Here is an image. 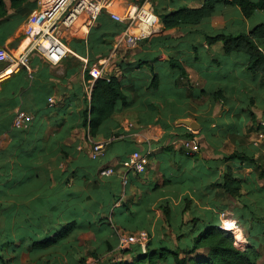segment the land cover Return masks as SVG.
I'll use <instances>...</instances> for the list:
<instances>
[{"label": "crops", "instance_id": "obj_1", "mask_svg": "<svg viewBox=\"0 0 264 264\" xmlns=\"http://www.w3.org/2000/svg\"><path fill=\"white\" fill-rule=\"evenodd\" d=\"M97 1L104 2L105 8L95 21H89L82 13L72 25L61 26L58 36L68 51L59 64H50L42 56L32 53L28 68L23 67L27 71L26 78L18 75L22 66H7L1 74L0 82L15 75L12 81L15 87L9 88L14 92L10 108L0 107V177L6 179L0 180V203H10L27 217L28 207L33 206L36 198L43 194L50 201V210L61 206L71 198L68 187L72 182L52 193L54 176H62L58 172L64 171L73 161H77L74 166L80 165L82 155L90 159L91 141L104 140L108 146L112 145V151H107L106 147L102 166H113V175L117 178L124 175L121 162L131 151H151L145 172L128 176L126 186L120 188V199L121 203L129 205L142 194L155 199L151 206L154 211L151 234L155 236L153 230L159 229L160 236L164 237L169 230H166L163 214L157 209L158 202L169 200L173 208H179L186 197L193 205L208 207L203 202L210 199V191L222 180L227 169H231L238 178L256 172L238 160L222 159L234 152L251 153L264 166V127L260 125V120L264 119V87L260 85V75L247 69L248 57L245 54L226 55L222 42H207V37L219 33H249L264 23V9L256 10L247 18L238 6L218 2L215 12L199 24L165 28L162 16L182 7L198 8L206 0ZM43 2L45 0H33V10L43 8ZM147 3L157 14L159 24L136 47H128L120 37L126 24L114 22L109 13L123 15L129 6L140 7ZM24 20L9 29L5 36L0 34L1 46L10 52L27 42L20 33ZM95 27L98 35L108 43L105 55H96L97 58L89 52L87 44L88 35ZM132 32H138L137 26L132 27ZM104 59L108 61L105 65L107 72L123 82L122 89L128 104L111 116L98 137L91 138L80 124L84 100L89 98L84 84L91 78L90 69ZM77 63L81 67L75 70L73 67ZM155 75L157 83L153 87L151 81ZM24 82L26 85L23 86ZM41 86L42 89L39 88ZM9 91L8 96H11ZM46 96L52 97L54 103L45 104ZM41 105L66 107L70 114L58 124H52L48 116H43L34 139L19 143L22 140L20 129L12 126L14 114L18 110L23 111L29 118V124ZM10 113L13 117L8 116ZM62 126L67 132L64 137L59 132ZM183 134H190L199 144V151L193 157L188 158L182 152L180 141ZM22 145L27 150L24 151ZM62 147H71L77 154L65 159ZM29 148L34 151L31 156L25 153ZM167 178L176 182L182 180V183L162 186L163 179ZM62 180L63 177L56 183ZM72 186L89 193L88 204L100 203L103 198L92 189L90 182L84 181L81 187ZM155 187L158 188L153 190ZM223 203L227 208L220 216V225L229 221L236 224V199H224ZM51 220L45 216L41 223L45 225ZM109 220L112 222V218ZM236 226L235 238L243 248L248 242L240 226ZM119 231L123 230L115 231L116 238ZM94 238V232L87 229L78 235V244L84 246ZM27 257L25 253L21 254L20 263L28 264ZM90 260L97 264L91 257L86 258L85 264H91Z\"/></svg>", "mask_w": 264, "mask_h": 264}, {"label": "trees", "instance_id": "obj_2", "mask_svg": "<svg viewBox=\"0 0 264 264\" xmlns=\"http://www.w3.org/2000/svg\"><path fill=\"white\" fill-rule=\"evenodd\" d=\"M7 1L8 4L6 0H0V34L3 36L9 29L12 30L23 21L34 8L33 0ZM218 2L238 6L247 18L256 10L264 9V0H206L198 8L182 7L162 16V23L165 28L199 24L215 12V5ZM24 10L27 13L24 14ZM216 41L222 42L226 55L245 54L248 57L247 69L260 75V85L264 87V23L255 26L249 33L236 35L219 33L207 37L208 43ZM78 43L82 44L80 41ZM87 44L89 52L94 57L105 55L108 43L98 35L96 27L91 29ZM173 65L179 68L177 64ZM80 67L81 65L77 63L73 69L77 70ZM26 74L25 68L19 69L18 75L26 78ZM14 76L0 82V107L10 108L14 92H10L9 88L15 87L12 85ZM85 77L88 79L89 75L86 73ZM156 83L155 75L151 86L154 87ZM122 87L123 82L114 75H110L108 80L98 78L93 82L89 98L84 100L85 105L80 115L81 129L91 138L98 137L111 116L127 106V95ZM39 88L42 89V86ZM8 91L11 96H8ZM69 114L66 107L60 109L42 106L26 129L18 131L20 139L22 138L19 143L24 144L34 139L36 131L42 125L43 116H48L52 124H58ZM8 116H11V113ZM59 132L61 137L67 134L64 126ZM182 137L193 139L190 134H183ZM111 146L109 144L107 151H112ZM23 150H27V147L23 146ZM61 150L65 159L73 158L77 154L71 147L70 149L62 147ZM182 152L188 158L197 153L187 155L183 150ZM25 153L31 156L34 153L33 148H29ZM80 157L82 158L80 165L74 166L77 161H73L67 164L64 171L58 172L62 176H54L52 193L63 189L70 182L81 187L86 181L90 182L92 189L103 197L101 202L88 204L89 193L76 190L71 185L68 187L71 196L68 201L50 210L48 207L50 201H47L44 194L40 195L36 198L35 204L28 207V217L16 211L10 203L4 205L0 203L2 236L0 264H21L20 256L24 253L28 256L26 261L28 264H85L87 254L93 257L97 264H264V166L257 162L253 154L239 151L222 157L225 161L238 160L250 165L256 172L248 177L238 178L231 169H227L222 175V180L210 191V199L203 202L208 207L193 205L186 197L182 199L179 208H173L169 200L158 202L157 209L163 214L166 230H169L164 237L160 236L159 229H156L155 236L151 234L150 225L154 218L151 206L155 199L149 194H142L130 205L121 203L120 188L127 183L124 184L122 178L115 175L99 176V171L105 167L102 166L103 157L98 159L91 157L87 159L85 155ZM130 174L131 172L127 174V181ZM62 177V182L56 183V180ZM1 179L3 178L0 177ZM5 180L4 178L3 181ZM175 182L176 180L163 179L162 186ZM176 183H182V180ZM224 199L237 201V207L234 209L236 224L240 226L248 242L243 248L235 244L234 239H237L235 237L233 239L232 232L220 229V216L227 208L223 203ZM119 201L120 204L117 205ZM45 216L52 220L42 225L41 219ZM109 218H112V222ZM13 219L16 221L12 222ZM87 229L94 232L95 238L84 246L79 245L78 235ZM117 229L127 232L146 230L150 240L145 250L143 251L137 244L125 250H117L115 234Z\"/></svg>", "mask_w": 264, "mask_h": 264}, {"label": "built area", "instance_id": "obj_3", "mask_svg": "<svg viewBox=\"0 0 264 264\" xmlns=\"http://www.w3.org/2000/svg\"><path fill=\"white\" fill-rule=\"evenodd\" d=\"M44 3V2H43ZM43 8H37L30 12L21 25L20 33L27 40L22 46L20 52L14 55L8 49L0 46V62L7 63L10 66L28 68L29 57L32 53L42 56L50 64H59L67 55L68 49L59 39L58 33L62 25L70 26L82 13L86 14L89 21L93 22L102 13L104 2L97 0H45ZM109 17L116 23L126 24L121 34V40L128 47H136L139 41L149 34L159 24V18L154 12L151 5L143 4L140 7L129 6L123 15L109 13ZM137 26L138 32L133 33L132 27ZM107 60L104 59L96 67L90 69V80L84 84L87 95L90 94L93 82L98 78L108 80L111 73L107 72L105 65ZM49 104L54 103L52 97L47 98ZM29 118L27 115L18 110L14 114L12 126L18 129L26 128ZM260 125L264 127V119L260 120ZM180 145L185 154H193L199 151V144L194 139L183 138ZM108 142L104 140L91 141L90 157L98 159L105 155ZM151 151L140 152L133 150L121 162L125 169L122 176V182L127 183V174L129 172L142 174L145 172L149 162ZM115 173L113 166H105L99 171V176H110ZM233 223V222H232ZM220 229L230 231L233 238L238 228L236 224H232L231 228H227L225 222L220 225ZM149 234L145 230H137L134 232L119 231L117 232V250L128 249L132 245H139L144 251L149 242ZM239 247V242L234 241ZM240 248V247H239Z\"/></svg>", "mask_w": 264, "mask_h": 264}, {"label": "rangeland", "instance_id": "obj_4", "mask_svg": "<svg viewBox=\"0 0 264 264\" xmlns=\"http://www.w3.org/2000/svg\"><path fill=\"white\" fill-rule=\"evenodd\" d=\"M24 45V43L21 45V46H19V47H17L16 49H14L13 50V54L14 55H17L18 54V52H20V50L22 49V46ZM7 66H8V64L7 63H1L0 62V77L2 76L1 74H3V72H4V70H5V68H7ZM162 227H164V226H162ZM154 232H156V229H154L153 230ZM167 232V231H166ZM88 255V254H87ZM89 257H91V256H88L87 258H89ZM91 258H93V257H91ZM94 259V258H93ZM92 260H90V262H91ZM91 264H93L92 262H91Z\"/></svg>", "mask_w": 264, "mask_h": 264}, {"label": "bare ground", "instance_id": "obj_5", "mask_svg": "<svg viewBox=\"0 0 264 264\" xmlns=\"http://www.w3.org/2000/svg\"><path fill=\"white\" fill-rule=\"evenodd\" d=\"M232 222L231 221H229V222H225V225L227 226V228H231V226H232ZM234 237H236V235L234 236ZM237 238V237H236ZM239 240V239H238Z\"/></svg>", "mask_w": 264, "mask_h": 264}, {"label": "water", "instance_id": "obj_6", "mask_svg": "<svg viewBox=\"0 0 264 264\" xmlns=\"http://www.w3.org/2000/svg\"><path fill=\"white\" fill-rule=\"evenodd\" d=\"M192 125V124H191Z\"/></svg>", "mask_w": 264, "mask_h": 264}]
</instances>
